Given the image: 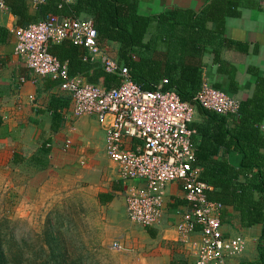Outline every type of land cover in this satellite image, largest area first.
<instances>
[{"label": "built area", "instance_id": "1", "mask_svg": "<svg viewBox=\"0 0 264 264\" xmlns=\"http://www.w3.org/2000/svg\"><path fill=\"white\" fill-rule=\"evenodd\" d=\"M73 0H63L71 3ZM35 9L47 0H26ZM0 0V10H6ZM15 53L34 80L60 82L71 99L76 118L93 117L106 133V155L116 165L120 179L134 182L125 191L128 219L144 229L157 227L167 210L168 191L181 186L186 208L176 212L180 241L194 264H241L248 249L242 235L225 231L223 203L211 199L213 187L201 180L192 125L197 107L183 101L173 90H145L136 84L130 69L118 62L99 42L93 20L49 16L14 30ZM70 42L83 50L85 62H98L107 74L121 79L119 88L91 83L81 74L72 75L68 63L50 53L53 45ZM21 78L20 83H25ZM197 104L221 116H237L241 103L203 79L195 97ZM200 236L198 241L195 236ZM116 250L122 249L119 242Z\"/></svg>", "mask_w": 264, "mask_h": 264}, {"label": "crops", "instance_id": "2", "mask_svg": "<svg viewBox=\"0 0 264 264\" xmlns=\"http://www.w3.org/2000/svg\"><path fill=\"white\" fill-rule=\"evenodd\" d=\"M138 1L140 13L151 16L175 8L200 12L211 0ZM6 3L7 9L0 10V117L4 122L0 128V146L13 149L14 162H25L24 160L28 159L29 164L33 161L34 166H38L41 161L47 159L49 170L38 172L37 177L43 175L48 178L51 169L61 172L77 167L79 164L91 167L99 164L101 160L111 163L117 176L112 178V182L109 178L108 182L111 183L109 188L101 189L97 193L98 200L100 205L109 206L114 205L122 196L126 213L125 191L135 183L123 182L116 165L107 157L104 129L93 117L76 118L68 94L64 93L59 86L53 85L55 82L59 84L60 82L40 78L34 80L28 67L15 53L14 30L25 27L26 24L36 23L43 15L42 12L46 10L48 1L40 9L32 8L26 0H6ZM74 3L75 0L64 4ZM55 7L53 6L56 14L49 12L42 18L75 17L69 9H63L60 5L58 8ZM78 18L89 19V16L82 13ZM216 43L221 45L215 44V47L220 49L221 61L216 62L215 53L212 50L214 48H212V52L207 53L203 58V79L209 80L217 89L240 101L241 109L242 105L245 108L244 117L253 118L252 116L255 115L259 118V126L264 134V0H242L237 13L227 17L225 34ZM81 51L83 54L82 49ZM91 63L100 65L98 62ZM21 78H26V82L20 83ZM245 103L250 105L245 106ZM242 115L239 113L237 116H229L228 128L232 130L238 128L242 122ZM205 123V118L197 109L193 129L198 131V126L205 127ZM200 141L201 135L197 132L194 142L198 145ZM213 149L214 161L229 160L233 165L240 164L241 155L233 144L230 148L221 145ZM261 152L264 154V148ZM93 176L97 179L100 175ZM76 177L78 180L80 174ZM45 190V185L39 184L36 185L34 192L38 191L43 195L46 193ZM214 191L216 189L213 187L210 196ZM168 194L167 210L162 222L155 228L145 229V233L152 241L160 237L165 243L182 244L176 227L178 222L176 212L186 208L184 191L181 186L173 185ZM260 197L258 193L249 196L253 202L258 201ZM238 216L239 213L233 207L228 209L227 222L224 223L225 231L232 237L239 235L245 237L248 244L245 258L253 262L258 261L257 244L262 225L251 228L235 227ZM199 239V235L194 237L195 241ZM185 249L189 258L192 259L187 247ZM192 262L194 264L193 259Z\"/></svg>", "mask_w": 264, "mask_h": 264}, {"label": "trees", "instance_id": "3", "mask_svg": "<svg viewBox=\"0 0 264 264\" xmlns=\"http://www.w3.org/2000/svg\"><path fill=\"white\" fill-rule=\"evenodd\" d=\"M47 1L44 16L49 12L56 14L53 6L58 8L63 4V0ZM241 3L242 0H211L200 12L175 8L151 16L140 13L138 0H75L74 4L62 7L75 17L87 14L95 24L102 45L106 42L120 45L116 59L130 69L136 84L153 91L166 80L164 91H176L183 101L196 105L206 120L205 127L198 126L197 131L201 135L200 143L196 144L201 180L216 189L209 197L224 204L223 223L227 222L228 209L233 207L239 213L235 227L262 225L257 244L258 261L244 259L241 264H264V154L261 152L264 134L260 119L255 115L244 117L242 105L241 125L232 130L228 128V117L208 111L195 101L203 82V58L213 50L216 62L221 61L216 41L225 34L227 17L235 15ZM43 15L37 22L46 18ZM50 53L62 63H68L72 75L81 74L89 82L108 89L121 85L117 75L107 74L101 65L85 62L81 49L70 42L53 45ZM3 123L0 117V128ZM231 144L241 155L240 164L214 161L213 147L230 148ZM254 193L261 195L256 202L249 198ZM9 224V220H0V264H38L24 257L19 261L18 244ZM24 247L27 250L29 244L25 242ZM50 250L53 257L41 264H85V258L71 260L63 254L61 259L54 249L50 247ZM41 252L45 251L41 249Z\"/></svg>", "mask_w": 264, "mask_h": 264}, {"label": "rangeland", "instance_id": "4", "mask_svg": "<svg viewBox=\"0 0 264 264\" xmlns=\"http://www.w3.org/2000/svg\"><path fill=\"white\" fill-rule=\"evenodd\" d=\"M104 46L113 57L119 56V44ZM12 151L0 146V220L11 222L19 261H49L51 247L61 259L63 254L71 260L85 258V264H193L181 243H165L160 237L152 241L144 228L129 221L122 196L114 205H100L97 193L117 176L111 163L99 160L91 167L51 169L48 178L37 177L49 168L48 160L38 166L28 159L18 163ZM95 174L100 176L95 179ZM39 184L45 185L43 195L34 192ZM116 242L122 249L114 248Z\"/></svg>", "mask_w": 264, "mask_h": 264}]
</instances>
